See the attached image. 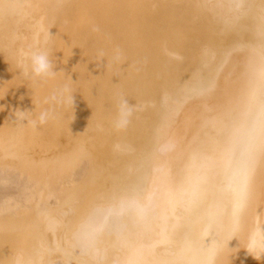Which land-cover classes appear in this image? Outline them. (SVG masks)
I'll return each mask as SVG.
<instances>
[{"label": "bare ground", "instance_id": "6f19581e", "mask_svg": "<svg viewBox=\"0 0 264 264\" xmlns=\"http://www.w3.org/2000/svg\"><path fill=\"white\" fill-rule=\"evenodd\" d=\"M41 50L53 78L25 75ZM213 239L264 264V0H0V264H206Z\"/></svg>", "mask_w": 264, "mask_h": 264}, {"label": "clouds", "instance_id": "9594fccd", "mask_svg": "<svg viewBox=\"0 0 264 264\" xmlns=\"http://www.w3.org/2000/svg\"><path fill=\"white\" fill-rule=\"evenodd\" d=\"M52 34L50 33V29L46 34L45 39H47ZM28 67L25 69V75L30 76L31 78L38 79H49L53 78L56 75L55 63L51 59L50 54L46 50L34 51L28 56ZM52 101L63 102L67 104L73 105V94L70 92L69 88L66 86L65 88L54 91L50 97ZM28 111H20L17 110L15 112L16 121L23 123V121L28 120ZM131 115V110L127 108V101H121V119L117 122L118 127H123L128 123L127 116ZM52 114L49 111H43L39 115V124L43 125L47 123V121L51 118ZM35 124V122L33 121ZM244 204L240 203L234 208L233 211V221L234 223H239V219L243 214ZM129 212L137 217L138 219H144L149 212V209L143 205H134L129 209ZM215 223L214 219L209 221L208 225V235H214L215 233ZM235 237V236H233ZM81 242V251L85 254L91 252L95 246L94 238L87 232L81 233L79 236ZM219 241L212 240L210 244L211 255L207 258L206 264H214L216 255L218 254ZM262 247L260 243H258L254 238L250 239L248 250L251 252V249Z\"/></svg>", "mask_w": 264, "mask_h": 264}]
</instances>
